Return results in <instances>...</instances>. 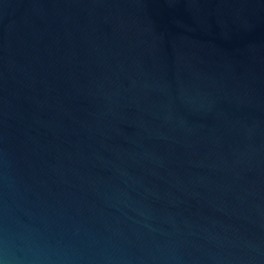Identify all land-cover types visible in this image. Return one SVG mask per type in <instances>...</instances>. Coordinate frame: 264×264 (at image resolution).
<instances>
[{
	"label": "water",
	"instance_id": "water-1",
	"mask_svg": "<svg viewBox=\"0 0 264 264\" xmlns=\"http://www.w3.org/2000/svg\"><path fill=\"white\" fill-rule=\"evenodd\" d=\"M0 259L264 264V0H0Z\"/></svg>",
	"mask_w": 264,
	"mask_h": 264
},
{
	"label": "clouds",
	"instance_id": "clouds-1",
	"mask_svg": "<svg viewBox=\"0 0 264 264\" xmlns=\"http://www.w3.org/2000/svg\"><path fill=\"white\" fill-rule=\"evenodd\" d=\"M0 264H8V262L5 259H0Z\"/></svg>",
	"mask_w": 264,
	"mask_h": 264
}]
</instances>
